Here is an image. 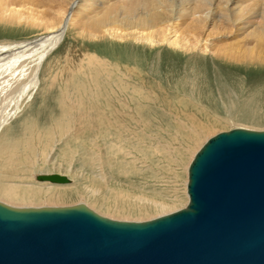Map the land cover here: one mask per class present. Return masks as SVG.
Listing matches in <instances>:
<instances>
[{
    "label": "rangeland",
    "instance_id": "1",
    "mask_svg": "<svg viewBox=\"0 0 264 264\" xmlns=\"http://www.w3.org/2000/svg\"><path fill=\"white\" fill-rule=\"evenodd\" d=\"M57 3L58 0H44L43 8L54 9V14ZM46 9L43 12L48 15ZM189 22L188 18L173 24L171 33L191 42L195 37L198 42L206 40L208 50L163 43L148 45L128 35L121 40L104 38L83 45L90 50L97 47L100 55L111 60L134 61L139 69L147 70L149 87H153L152 95L158 102L150 110L154 114L151 123L135 128H143L148 135L127 130L120 133V140L88 141L73 140L69 138L73 136L71 132L57 131L61 120L58 123L56 119L62 112L56 104L60 96L58 83H64L65 70L71 67V58L64 56L79 51L82 43L74 45V39L80 38L75 26H64L46 43L40 51L43 57H31L28 63L35 68L31 88L25 91L20 107L0 127V136L7 138L4 144L8 148L0 155L11 150L16 154L15 161L9 164L1 161L4 155L0 156L2 178L20 185L23 192L13 201L0 202L16 207L82 202L101 216L128 221H145L183 208L187 202L186 167L199 142L217 131L228 130L232 121L238 127L264 130V65L253 62L254 58L263 59L264 42H252L230 23L198 29ZM27 28L25 24L0 23V42L27 41L43 34ZM158 33L157 29L154 35ZM219 47L228 48L226 57L214 51ZM49 69L54 87L49 79L44 80L49 78ZM51 126L60 139L45 145L36 137ZM19 161L22 164H17ZM39 172L65 173L71 178V187L51 186L53 196L46 194L33 179ZM30 187L37 189L39 195L32 196Z\"/></svg>",
    "mask_w": 264,
    "mask_h": 264
},
{
    "label": "water",
    "instance_id": "2",
    "mask_svg": "<svg viewBox=\"0 0 264 264\" xmlns=\"http://www.w3.org/2000/svg\"><path fill=\"white\" fill-rule=\"evenodd\" d=\"M39 181L64 184L58 173ZM183 208L145 221L84 203L0 202V264H264V130L209 137L187 169Z\"/></svg>",
    "mask_w": 264,
    "mask_h": 264
},
{
    "label": "bare ground",
    "instance_id": "3",
    "mask_svg": "<svg viewBox=\"0 0 264 264\" xmlns=\"http://www.w3.org/2000/svg\"><path fill=\"white\" fill-rule=\"evenodd\" d=\"M56 5V13L53 14L54 9L49 8L51 10L49 11L43 8L44 0H0L1 24H25L28 26L27 29L43 32L27 41L0 42V127L14 113L17 106L20 107V101L30 87L35 68L30 67L29 59L34 56L41 57L43 54L41 55L40 51L43 46L60 34L64 26H75V34L80 38L74 39V45L78 42L82 43L79 51L73 50L72 53H66L64 56L65 59L71 58L68 62L71 67L69 65L70 69L67 70L63 68L66 72L64 83L57 82L60 96L56 99V104L62 112L56 119L58 123L61 120V129L57 126L55 129L63 134L71 132L70 136H73L69 138L73 140L116 141L122 139L123 134L120 133L127 130H130V133L139 131L148 135L144 133L143 128L138 130L135 126L151 123L154 114L150 110L154 102H158L154 101L151 91L153 87H149L147 70L139 69L138 64L132 60V63L121 58L111 60L104 54L100 55L101 53L96 50L97 47L90 50L83 46L84 44L90 41L94 44L95 40L104 38L121 40L128 35L148 45L163 43L172 47L182 46L188 50L197 48L201 51L208 50L206 40L198 42V38L195 37L191 42L171 33L170 28L173 24L178 25L181 20L188 18L189 24L198 29L210 24L215 26L221 22L230 23L233 28L236 27L237 30L245 33L244 36L250 37L252 42H264V0H58ZM42 8L49 12L48 15ZM157 29L159 33L155 36ZM227 49L219 47L214 51L225 56ZM247 49L250 50V47L247 46ZM254 61L264 65V55L263 59L254 58ZM50 69L49 78L44 80L49 79L50 86L54 87L53 73ZM236 125L237 123L232 121L230 128L238 127ZM53 128L54 126L48 127L47 130L43 129L42 135L38 134L41 136H37L36 139L45 145L51 140L57 141L59 136L53 134ZM218 132L220 131L216 133ZM211 136L198 143L199 146L197 145L198 148L193 151L186 172L194 154ZM127 138L129 137L125 139ZM6 139L0 136V152L8 149L4 144ZM26 149L29 151L28 146ZM3 155L5 159L1 161L4 163H12L16 159L14 150L0 156ZM19 156L18 159L21 160ZM17 164H22V161ZM58 174L69 178L65 173ZM2 177L0 171V199L9 202L19 194L22 195L23 189L20 185L9 183ZM33 179L44 188L46 194L52 196L51 186L65 188L71 185V178L64 184ZM186 184L187 180L185 186ZM30 189L28 191L32 196L39 195L38 191H35L37 189L32 187ZM185 194L187 196L186 190Z\"/></svg>",
    "mask_w": 264,
    "mask_h": 264
}]
</instances>
